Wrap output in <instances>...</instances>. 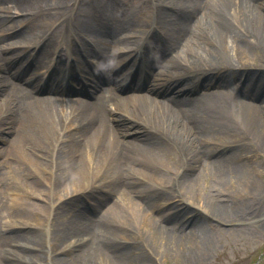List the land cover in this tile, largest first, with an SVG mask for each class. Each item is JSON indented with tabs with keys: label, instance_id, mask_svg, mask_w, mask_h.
<instances>
[{
	"label": "bare ground",
	"instance_id": "1",
	"mask_svg": "<svg viewBox=\"0 0 264 264\" xmlns=\"http://www.w3.org/2000/svg\"><path fill=\"white\" fill-rule=\"evenodd\" d=\"M72 1L0 0V264L201 258L202 215L250 217L262 185L264 0L259 14L245 0ZM157 22L160 42L149 34ZM67 36L92 40L93 59L67 75L53 68L44 83L75 72L86 81L38 96L46 55ZM4 173L29 177L27 198L46 203L15 206ZM52 209L47 246L63 255L42 249L40 218L29 221Z\"/></svg>",
	"mask_w": 264,
	"mask_h": 264
},
{
	"label": "rangeland",
	"instance_id": "2",
	"mask_svg": "<svg viewBox=\"0 0 264 264\" xmlns=\"http://www.w3.org/2000/svg\"><path fill=\"white\" fill-rule=\"evenodd\" d=\"M131 0H116L118 4L124 6V4L129 3ZM251 3L253 12L259 14L262 11L261 4L256 2V0H245ZM70 2V1H69ZM71 3L73 1L71 0ZM170 21V20H169ZM237 79L233 78L231 84L238 88L240 85H236ZM258 165V174L257 177L261 180V188L258 191V196L256 203L254 205L253 213L252 206L247 208V211L250 213V217L237 219L228 224L218 223L210 216L202 215V218L205 219L204 226L206 227V236L208 239V248L206 254L201 258L195 260L182 258L181 256L171 255L167 253L165 255H160L156 253V258L154 257L151 261L152 264H264V157H259L254 160ZM28 171H31L34 176L42 177V174L39 172V167L35 169L27 167ZM3 180L15 188L16 192L7 194L8 200L15 203V206H18V202H27L35 203L33 206L38 209V203H46L43 199L44 194H41L40 197L31 196L30 200L27 198L29 196L32 186L31 179L29 177L18 175L17 173L14 176L7 178L6 173L3 175ZM42 182V180L38 179ZM70 189V188H69ZM74 190H68L66 195H55V199H52L51 204L54 207V204H58L60 199L68 196ZM92 195L88 197L91 199ZM9 197L11 199H9ZM119 196L116 194H111L108 201L111 202L113 199H117ZM84 200L88 202L85 198ZM34 201V202H32ZM87 209V208H86ZM81 211L86 212L87 210L81 209ZM42 214L32 215L29 214V221L33 222L34 220L40 218L39 224L31 225L37 226L42 232L45 233V239L42 242V249H45L49 255H52L54 252L56 255H63L61 250H56L51 252L47 246V234L55 224V219L57 215L56 210H51L49 213L41 212ZM8 227V224H5ZM39 248V246L37 245ZM49 261V260H48ZM44 264V263H43ZM46 264V262H45ZM48 264H51L50 261ZM98 264H102L98 262Z\"/></svg>",
	"mask_w": 264,
	"mask_h": 264
}]
</instances>
